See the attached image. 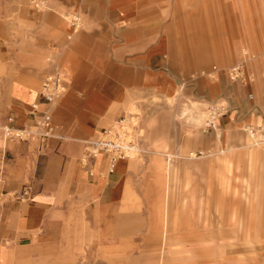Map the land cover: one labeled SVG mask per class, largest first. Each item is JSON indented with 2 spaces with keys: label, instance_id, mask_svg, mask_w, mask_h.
<instances>
[{
  "label": "crops",
  "instance_id": "0c3cea01",
  "mask_svg": "<svg viewBox=\"0 0 264 264\" xmlns=\"http://www.w3.org/2000/svg\"><path fill=\"white\" fill-rule=\"evenodd\" d=\"M1 1L0 24L8 31L1 32L0 60L12 62L16 71L7 106L0 110V264H15L12 252L36 249L67 218L70 198L100 204L124 198L133 163L120 159L110 172L109 156L103 154L84 165L87 142L101 138L134 103L151 111L155 107L152 116L160 123L171 114L166 93L177 86L196 89V77L181 66L170 47L177 33L172 31L173 20L166 21L159 10L150 14L143 1L45 0L44 9L32 0ZM74 15L81 19L77 29ZM205 28L206 37H213L211 28ZM55 69L64 73L67 90L50 105L54 135L44 141L6 138L4 125H30L35 120L32 104L46 106L40 91L44 77ZM220 92L225 114L200 129L165 126L160 138H183L185 149L193 151L211 152L221 146L240 150L246 139L243 126L264 122V95L257 89L253 99L241 84L227 80ZM152 93L161 98L156 105L148 102ZM167 168L170 179V165ZM26 187L30 194L23 196ZM169 226L174 227V221L168 205L162 240L155 234L158 242L169 240Z\"/></svg>",
  "mask_w": 264,
  "mask_h": 264
},
{
  "label": "rangeland",
  "instance_id": "374dc122",
  "mask_svg": "<svg viewBox=\"0 0 264 264\" xmlns=\"http://www.w3.org/2000/svg\"><path fill=\"white\" fill-rule=\"evenodd\" d=\"M140 1L149 5L150 14L159 10L166 21L173 20L177 33L170 47L181 66L194 73L196 89L177 86L166 93L171 114L160 123L152 116L155 107L151 111L134 103L127 108L139 113L142 138L138 151L126 159L133 165L124 198L110 204L70 198L67 218L36 249L12 252L15 264H264L261 135L252 136L244 125L240 150L221 146L211 152L185 149L183 138H160L165 126L200 129L211 122L213 106L225 105L220 91L226 80L241 84L248 94L260 89L264 95V0H133ZM46 5L41 0L39 8ZM205 27L213 37H206ZM2 31L8 29L1 23L0 41ZM244 49L256 56L247 64L251 80L232 81L224 70L240 61ZM213 65L221 70L219 80L200 74ZM15 71L12 62L0 60V110L7 106ZM201 81L206 84L199 86ZM151 95L148 102L156 105L161 98ZM168 122L172 125H164ZM168 205L174 227L169 226L163 244L155 234L162 240Z\"/></svg>",
  "mask_w": 264,
  "mask_h": 264
},
{
  "label": "built area",
  "instance_id": "2783aa9c",
  "mask_svg": "<svg viewBox=\"0 0 264 264\" xmlns=\"http://www.w3.org/2000/svg\"><path fill=\"white\" fill-rule=\"evenodd\" d=\"M32 3L39 7L41 0H32ZM74 28L80 26L81 19L78 15L72 18ZM256 56L252 55L248 50L242 51V58L234 65L226 68L224 73L232 81H240L247 83L251 80V75L248 73L247 64ZM221 70L217 65H213L211 69H202L200 74L208 78L217 79ZM65 75L59 69H55L49 73L41 87L40 95L45 107L42 109L39 102L32 104L31 114L35 118L30 125L21 127L13 125H4L3 132L6 138L14 140L45 139L52 137L55 133V124L50 105L55 103L57 99L66 91L67 83ZM250 97H253L250 94ZM226 105H214L211 111L213 112V120L227 112ZM13 121V119H10ZM245 128L252 136L261 135L264 139V122L261 125H245ZM142 134L140 128V115L136 111L126 112L113 125L104 129L101 138L87 142L86 150L81 157L84 165H88L93 159L99 158L105 154L109 156V171L114 172L116 163L120 159L132 158L134 153L138 151L141 142ZM93 174V173H92ZM30 188L26 187L22 195L28 196Z\"/></svg>",
  "mask_w": 264,
  "mask_h": 264
}]
</instances>
